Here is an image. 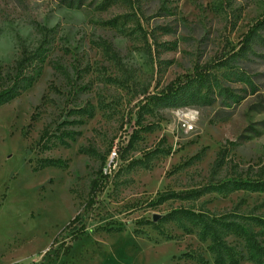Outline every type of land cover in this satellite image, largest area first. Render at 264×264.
<instances>
[{"label":"rangeland","instance_id":"rangeland-1","mask_svg":"<svg viewBox=\"0 0 264 264\" xmlns=\"http://www.w3.org/2000/svg\"><path fill=\"white\" fill-rule=\"evenodd\" d=\"M74 2L0 0V66L12 68L21 46L43 45L47 56L35 83L0 105V264H200L190 257L198 252L214 264L209 241L195 231L172 223L165 227L172 238H165L139 222L157 223L187 205L150 202L167 189L211 182L222 149L219 180L264 168V47L213 68L206 99L144 109L143 93L239 51L264 18V0ZM135 130L137 141L128 147ZM45 131L49 149L42 150ZM49 157L68 166L36 171ZM96 178L104 190L86 212ZM197 204L260 214L264 193H212ZM77 214L86 234L73 241L64 233L51 249ZM63 242L70 253L52 262Z\"/></svg>","mask_w":264,"mask_h":264},{"label":"trees","instance_id":"trees-1","mask_svg":"<svg viewBox=\"0 0 264 264\" xmlns=\"http://www.w3.org/2000/svg\"><path fill=\"white\" fill-rule=\"evenodd\" d=\"M117 1L119 0H103L102 6L111 5ZM71 2L74 1L71 0ZM74 3L81 5L84 0H76ZM263 32L264 18L259 19L250 28L244 37L243 47L239 51L233 50L231 54H228V58L223 59L220 64L211 67L209 64L197 65L192 73L178 76L156 93L146 90L143 93L145 100L143 108L150 109L152 107L157 110L169 106H185L190 102L208 98L206 91L210 89L214 80L211 70L216 67L229 66L231 61L238 56L246 57L249 52L253 51L254 45L264 47ZM46 58L43 45L35 49L21 46L20 55L12 68L0 66V105L9 103L35 83L41 75ZM84 111L85 113L90 112L87 109ZM78 113L85 114L84 112ZM146 113L148 111L141 113L140 118L144 119ZM138 121L139 124H142L140 120ZM140 129L144 132H151L154 128L141 125ZM139 131L135 130L130 135L128 147H131L137 141ZM49 137L50 134L45 131L39 143L42 150L49 149L47 141ZM67 137H70V135L68 134ZM226 156V149H222L213 166V179L208 184L184 190L167 189L158 193L156 198L150 202L152 207H159L170 201L186 202L188 203L187 205L180 204L172 208L164 216L157 218V223L151 220H141L139 223L152 225L165 238H172V234H168L165 230L166 225L172 223L185 233L192 234L195 231L200 241H209L207 249L213 256L214 264H240L245 259L254 264H264V212L246 214L238 209H233L217 213L206 208L204 204H197L204 196L212 193L226 195L239 190L264 193V168L252 174L235 172V175L230 178L219 180L216 174L224 165ZM51 166L65 168L68 164L66 160L61 158H42L35 170L39 171ZM101 184L97 178L92 180L86 212L92 209L99 193L104 190ZM86 229L83 215L77 214L55 238L51 249L58 243L62 234L67 233L73 241H76L86 234ZM116 231H121V228ZM135 233L138 234V229L135 230ZM232 238L234 240H231ZM238 241L242 242V249ZM64 242L61 244L64 248L57 250L52 262L61 254L68 255L70 253L71 244ZM49 252L50 250L47 254ZM190 257L200 264H209V261L202 253L198 252Z\"/></svg>","mask_w":264,"mask_h":264}]
</instances>
